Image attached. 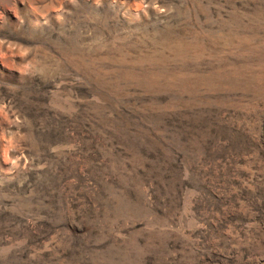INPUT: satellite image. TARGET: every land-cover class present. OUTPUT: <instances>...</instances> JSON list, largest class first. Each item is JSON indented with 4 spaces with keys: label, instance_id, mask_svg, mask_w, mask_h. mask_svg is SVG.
<instances>
[{
    "label": "rangeland",
    "instance_id": "obj_1",
    "mask_svg": "<svg viewBox=\"0 0 264 264\" xmlns=\"http://www.w3.org/2000/svg\"><path fill=\"white\" fill-rule=\"evenodd\" d=\"M0 264H264V0H0Z\"/></svg>",
    "mask_w": 264,
    "mask_h": 264
}]
</instances>
